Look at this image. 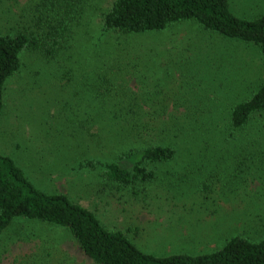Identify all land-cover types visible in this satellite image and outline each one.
I'll return each instance as SVG.
<instances>
[{
  "label": "rangeland",
  "instance_id": "obj_1",
  "mask_svg": "<svg viewBox=\"0 0 264 264\" xmlns=\"http://www.w3.org/2000/svg\"><path fill=\"white\" fill-rule=\"evenodd\" d=\"M33 1L0 0V33L14 34L16 29L28 27ZM111 1L87 0L85 23L75 29L80 37L85 30L91 37L80 47L69 48L53 59L37 56L32 50L20 53L28 84L19 79L15 87V81L7 87L10 103L5 109L7 116H0V152L13 158L38 187L67 193L93 210L106 226L124 231L146 252H208L235 234L259 238L264 228V171L237 190L230 187L222 191L216 178L204 186L206 179L212 180L198 167L202 166L206 174L215 173L227 166L229 157L217 154L213 160L199 158L195 159L198 166L184 168L189 157L185 153L188 149L201 151V140L179 141L182 159L178 165L168 163L183 170L181 176L174 175L176 182H169L172 175L161 177L148 186L145 195L137 196L110 186L89 187L93 177L87 174L84 178L80 164L97 154L102 157L104 147L95 145L89 131L80 129L78 116L96 111L92 94L95 63L104 64L105 52L117 50L110 36L93 27L100 23L101 13ZM229 3L239 17L254 18L264 12V0ZM188 43L189 54L183 49ZM155 44L160 50L158 55ZM165 46L172 51L162 50ZM140 47L152 51L151 58L140 64L143 85L139 83L138 87L144 102L153 106L161 107L157 95L170 94L183 106L226 115V108L242 90L246 88L245 94L264 78L258 47L203 30L192 21L136 34L125 43L121 55L135 54L138 58ZM257 141V149L264 150V140ZM219 144L216 139L208 150L218 152ZM234 148L229 143L220 150L226 153ZM47 241L55 243L76 263L93 264L68 234L25 219H14L0 234V264H37L39 251Z\"/></svg>",
  "mask_w": 264,
  "mask_h": 264
},
{
  "label": "trees",
  "instance_id": "obj_2",
  "mask_svg": "<svg viewBox=\"0 0 264 264\" xmlns=\"http://www.w3.org/2000/svg\"><path fill=\"white\" fill-rule=\"evenodd\" d=\"M86 2L34 0L28 27L16 29L14 34L0 33V116H7L9 83L15 81V87L19 79L25 81L20 60L23 50L53 59L91 37L86 30L80 37L75 29L85 23ZM253 17L235 15L229 0L111 1L101 13L100 23L93 27L110 36L117 50L105 52L104 64L95 63L92 94L96 111L78 116L80 129L89 131L95 145L104 147L102 157L97 154L80 164L83 177L91 174L95 181L89 187L110 186L137 196L145 195L148 186L161 177L172 175L169 182H176L175 176H181L183 170L168 163L178 165L182 159L178 145L181 139L201 140L203 145L201 151L188 149L184 168L198 166L195 159L199 158L213 160L217 154L229 157L227 166L215 173L206 174L202 166L198 167L203 176L212 180L206 179L204 186L216 178L222 191L230 187L237 190L252 183L257 172L264 171V150L257 149V139L264 140V78L245 94L246 88L242 90L226 108V115L183 106L170 94L157 95V103L161 104L157 107L144 102L138 87L139 83L143 85L140 64L151 58V49L140 47L138 58L135 54L121 55L125 43L136 34L192 21L203 30L255 45L264 66V12ZM189 46L183 47L187 54ZM154 48L158 55L156 44ZM170 49L165 46L162 50L169 53ZM216 139L220 143L218 152L208 150ZM229 143L235 145L234 151L223 153L220 149ZM33 180L13 158L0 152V234L14 219L37 221L53 232L68 234L93 264H264V228L259 238L235 234L208 252L157 255L142 250L124 231L106 226L93 210L67 193L47 191ZM39 253L37 264H81L51 241L45 242Z\"/></svg>",
  "mask_w": 264,
  "mask_h": 264
}]
</instances>
